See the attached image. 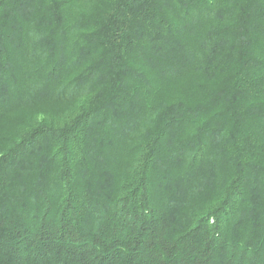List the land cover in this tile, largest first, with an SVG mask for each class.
Instances as JSON below:
<instances>
[{
    "label": "trees",
    "instance_id": "trees-1",
    "mask_svg": "<svg viewBox=\"0 0 264 264\" xmlns=\"http://www.w3.org/2000/svg\"><path fill=\"white\" fill-rule=\"evenodd\" d=\"M0 264H264V0H0Z\"/></svg>",
    "mask_w": 264,
    "mask_h": 264
}]
</instances>
